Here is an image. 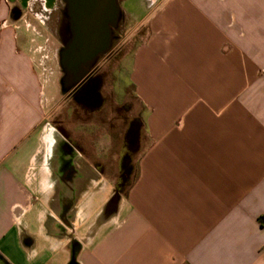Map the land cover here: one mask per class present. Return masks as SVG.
<instances>
[{"label":"crops","instance_id":"0c3cea01","mask_svg":"<svg viewBox=\"0 0 264 264\" xmlns=\"http://www.w3.org/2000/svg\"><path fill=\"white\" fill-rule=\"evenodd\" d=\"M55 5L0 0V264H264V0L121 7L143 33L117 199V178L49 121L61 90L45 95L31 22Z\"/></svg>","mask_w":264,"mask_h":264},{"label":"rangeland","instance_id":"374dc122","mask_svg":"<svg viewBox=\"0 0 264 264\" xmlns=\"http://www.w3.org/2000/svg\"><path fill=\"white\" fill-rule=\"evenodd\" d=\"M148 3L149 0H118V7L119 10L123 7L126 12H130L133 5L144 7ZM45 16H49L45 28L33 20L31 24L34 26V31L31 33L33 38L38 37V34L42 35L40 40L36 41L41 48L36 54L41 60L38 72H42L44 76L42 82L46 97L52 98L54 95H59L61 90L62 72L58 53L69 38V31L67 28L65 33L59 31L62 29L58 27L61 16L58 12L54 11ZM136 19L131 16L129 22L124 12H119L116 26L111 30L110 49L106 55L99 57L92 67L101 82L100 105H96L98 99L95 98L93 105L87 108L81 107L70 95L60 92V103L49 114L50 123L68 138V142L77 147L88 160L107 171L105 175L109 183L111 181L109 176L117 178L118 173L113 171L117 157L122 152L121 143L137 112L133 98L134 85L131 81L130 57L143 29L134 28ZM145 116V112L139 114L140 118ZM99 194L98 199H101L102 195Z\"/></svg>","mask_w":264,"mask_h":264},{"label":"water","instance_id":"95a60500","mask_svg":"<svg viewBox=\"0 0 264 264\" xmlns=\"http://www.w3.org/2000/svg\"><path fill=\"white\" fill-rule=\"evenodd\" d=\"M69 38L58 53L62 94L81 86L96 60L108 53L119 18L118 0H65ZM119 197L114 194V199ZM70 264H75L73 260Z\"/></svg>","mask_w":264,"mask_h":264},{"label":"trees","instance_id":"16d2710c","mask_svg":"<svg viewBox=\"0 0 264 264\" xmlns=\"http://www.w3.org/2000/svg\"><path fill=\"white\" fill-rule=\"evenodd\" d=\"M91 89H90V94L97 98V106L100 105V96H99V89L101 87V82L100 79L97 77L95 80L91 82ZM85 88H82L78 92L73 93L72 99L73 101L81 107H88L89 105L87 104L88 101V96L90 94H85L86 92ZM92 97V98H93ZM141 127V123L139 119L135 118L133 119L129 127L125 133V145H124V154L121 157L120 160V166H119V172L117 175L116 179V184H115V192L118 193L119 195H125L127 192V189L131 185L132 179V165H131V152H132V146L131 142L133 138H136L137 132ZM258 224L260 225L261 228L264 229V216H260L257 219Z\"/></svg>","mask_w":264,"mask_h":264},{"label":"flooded vegetation","instance_id":"af4514ba","mask_svg":"<svg viewBox=\"0 0 264 264\" xmlns=\"http://www.w3.org/2000/svg\"><path fill=\"white\" fill-rule=\"evenodd\" d=\"M54 11L58 12L61 15L59 20H58V25H59L58 27H59V29H62V30H59L60 32L62 31L63 33H65V30L68 26L65 0H56V5H55ZM50 14H52V12ZM10 16H11L12 20L15 18H16V20H20L22 18V13L17 6H13ZM43 19H44V21H43L41 26H45V22L49 21V16L48 17L45 16ZM66 21H67V24H66ZM64 22H65V24H64ZM112 40H113V36H112ZM97 77H98L97 74L93 70H91L90 74L88 75V77L84 81V83L81 86H79L74 92L69 94L71 96V98L73 96V93L78 92L82 88L86 89L85 94H87V95L90 94V89L92 87L91 82L93 80H95ZM92 97L93 96L91 94L88 96L87 104L89 106L93 105V101L95 100V97H93V98Z\"/></svg>","mask_w":264,"mask_h":264}]
</instances>
